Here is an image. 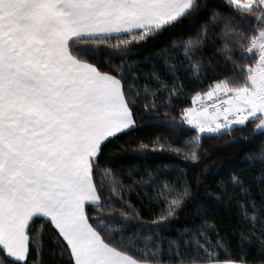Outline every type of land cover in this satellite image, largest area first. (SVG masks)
Returning <instances> with one entry per match:
<instances>
[{"label": "snow or ice", "instance_id": "6c2138e0", "mask_svg": "<svg viewBox=\"0 0 264 264\" xmlns=\"http://www.w3.org/2000/svg\"><path fill=\"white\" fill-rule=\"evenodd\" d=\"M147 123L192 135L150 147L130 137ZM166 144L182 169L141 163ZM227 144L260 155L226 182L245 210L221 232L197 169ZM245 229L251 257L207 251ZM56 250L62 264H264V0H0V264Z\"/></svg>", "mask_w": 264, "mask_h": 264}, {"label": "trees", "instance_id": "16d2710c", "mask_svg": "<svg viewBox=\"0 0 264 264\" xmlns=\"http://www.w3.org/2000/svg\"><path fill=\"white\" fill-rule=\"evenodd\" d=\"M132 59H135L133 57ZM140 87H143V82L141 83ZM150 99V97H149ZM163 111V109L161 110ZM173 115H178V113H172ZM144 120L150 121V116H145ZM251 127V126H250ZM247 130H243V132L246 133ZM192 135L189 131H181L177 129L175 132H173V129L168 128L164 129L159 125L147 123L145 127L139 129L136 132L130 133V137L132 138H138L143 143H148L150 147H152V144L150 141H156L157 137H160L159 143L163 144L165 141H169V144L172 148H177L182 146V142L186 141L190 136ZM232 136L240 137L242 135V130L237 128L233 133H231ZM129 137H125L124 139H128ZM228 139V136L220 137V138H212L205 141V146L209 147L211 145H220L224 140ZM172 140H175V143H171ZM169 144L165 145L166 150L163 152H156V153H149L141 163L148 166L149 170H152L153 168L160 167L161 169L164 168L165 165L169 166H177L179 168H183L184 164L180 162L178 158H176L174 155H172L167 148L169 147ZM158 146V145H157ZM240 147L239 144H227L223 145L221 147H218L213 150V154L204 161V164L208 166V171H204L203 166L201 168L197 169L198 172H203V176L201 179L204 181V183L207 185L206 188L202 189V192H210L214 195H211L208 197L209 199L213 200L214 203L212 204L208 219L209 224L215 225L218 230H221V232L225 230H230V226H235L236 220H237V211H239L240 215H243L245 209H237L235 207L236 204H243L244 200L242 198V194L240 193L239 189H233L227 186V181L230 179L232 175L235 174V170L239 168L245 157L248 155L255 154L257 158L259 159V151L255 148H250L247 152H241L238 153L237 149ZM258 167V165H257ZM143 171V169H141ZM178 172L173 171L170 173L172 177L178 176ZM116 175L115 173L113 174ZM257 180L260 178L259 171H256L254 173ZM204 177H207L205 180ZM121 180H124L125 183H131V180H125L123 176L118 177ZM135 179L139 180L140 176L135 175ZM145 180H147V176L144 177ZM227 190V196L224 200L216 201L215 197L220 195L221 193H225ZM233 193H236L237 199L233 200L231 203L228 201V196H232ZM251 199V197H249ZM161 210V206L153 208V212H159ZM253 213H248V221L249 223L253 222ZM154 218L151 216V214L146 213L145 219H151ZM184 217H181V224L184 222ZM238 229V233H239ZM244 236L245 238L241 240L239 234H237L233 238V247L232 248H208L207 251L210 253H213L217 255L221 260L224 259H231L233 257V253H238L240 255L248 254L249 257L254 255L256 248L259 246V242L253 240V235L258 236V233H253L251 229H245ZM251 233V234H250ZM145 236L151 237V233H144ZM163 236L162 242H157L160 244V247H162L165 251V253L168 252L170 246L172 248V251H176L175 244L170 245V241L174 240V236L172 232L165 231L161 234ZM210 239L213 233H208ZM155 239L154 237L152 238ZM185 239H188L185 237ZM200 243H203V241H200ZM150 247L152 250H155L156 244L150 242ZM180 251H185L184 249H180ZM46 259H49L51 261H54V264H62V261L59 258V250H56V254L52 257H46ZM249 264H253L252 260L249 259ZM258 264V262H256Z\"/></svg>", "mask_w": 264, "mask_h": 264}]
</instances>
